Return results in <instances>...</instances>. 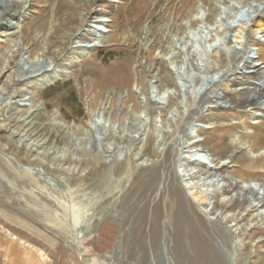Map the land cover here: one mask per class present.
Here are the masks:
<instances>
[{
  "label": "rangeland",
  "instance_id": "obj_1",
  "mask_svg": "<svg viewBox=\"0 0 264 264\" xmlns=\"http://www.w3.org/2000/svg\"><path fill=\"white\" fill-rule=\"evenodd\" d=\"M16 1L0 0V124H8L5 118L16 112L5 106L7 100L20 99L48 68L24 64L23 55L41 56L61 70L56 79L35 86L40 115L27 136L33 140L34 129H41L57 142L39 170L34 166L41 161L23 150L25 141L9 149L0 138V264H90L92 259L96 264H264V218L248 224L244 217L229 218L234 211L253 210L247 208L251 199L260 198L246 184L264 183V144L253 151V159L241 154L247 145L230 158L215 157L221 164L216 178L234 209L222 208L216 195L210 200L216 209L205 215L209 200L193 201L188 191L192 205L168 176L174 144L183 141L191 116L211 123L200 136L210 146L230 143L246 127L264 134V108L258 104L264 101V42L249 34L262 48L256 66L236 75L232 86L223 81L221 95L198 94L194 102L197 68L189 66L184 88L169 53L201 1ZM204 6L212 22V2ZM100 16L107 19L101 44L82 55L76 40H92ZM260 27L264 34V20ZM174 51L179 63L188 57L180 45ZM208 54L212 65L226 69V56ZM189 59L201 65L207 56L191 51ZM166 88L170 94L160 99L159 90ZM232 88L238 89L236 104L223 98ZM101 109L115 128L107 125L105 132L101 124L88 140L83 129ZM144 109L150 118L140 132L149 134L137 155L140 141L130 136L136 135L131 132L138 124L135 112ZM54 113L74 125L73 143L67 129L49 125ZM157 119L159 133L153 131ZM154 136L161 144L152 149ZM59 164L72 171H60Z\"/></svg>",
  "mask_w": 264,
  "mask_h": 264
},
{
  "label": "bare ground",
  "instance_id": "obj_2",
  "mask_svg": "<svg viewBox=\"0 0 264 264\" xmlns=\"http://www.w3.org/2000/svg\"><path fill=\"white\" fill-rule=\"evenodd\" d=\"M199 1H201V4L196 8L194 16H191L185 22L187 30L186 34L183 35L181 39H173V42L176 44L172 47V50H170L169 53V60L178 75L180 80L179 83L182 84L184 88H188L189 84L187 80V77L190 76L188 73L189 66L197 68L198 72L193 86L194 91L191 95L194 97V102L197 100L198 94L206 93L211 98L217 94L221 95V93L218 92V87L223 81H226L229 86H232L236 75L249 73L246 72L245 69L256 66L255 61L260 59V51H262V48H260L258 44L251 43L249 34L255 33L258 36L259 41L261 43L264 42V34H262L263 30L260 27V23L264 20V0H198V2ZM208 1L212 2V11L215 14L212 22L207 20V12H209L210 8L207 9L204 6ZM15 2L18 3L16 0ZM14 14L16 15V13ZM106 23V17L100 16L95 23L97 28L93 29L94 38L86 43H81L80 40H76L77 49L81 50L82 55H85L100 46L101 38L104 35L100 30H105ZM176 45H180L181 49H185L186 54L188 55V57H186L185 60L183 59V61L181 60L180 63L178 61V55L174 51ZM191 51L198 52L202 56H207L205 63L200 65L199 62H197L193 65L189 59ZM211 51H215L218 54L220 53L228 58L229 63L225 70L221 69L219 63H215V65H212V62L210 63V56L208 57L210 54L208 53ZM254 53L257 54L256 56L258 58L254 56ZM21 61L32 67L45 66L48 68L40 75V79L36 81L35 85L32 84V86H27V88H24L23 91H21L20 99L13 100V97L7 100L5 106L10 108V110L15 108L16 112H12L9 117L5 118V121H9L8 124H0V138L5 141V148L8 147L9 149L14 147V145L19 149V143L25 141L23 144V150L34 159L41 161V164L34 166V168L43 170L48 162L45 163L44 160L46 161L48 156H50L49 151L56 144L57 140L51 132L45 134V132L40 131L41 129H34L35 132L38 130L36 132L37 136L33 140L28 139V132L33 126H35L36 118L40 115L34 89L37 85L44 86L48 82L56 79L60 74L61 68L56 66L52 60L44 59L41 56L31 60L25 58V55H23ZM237 90V88H232L230 90L231 93H226L223 96L224 100L230 101L231 104H236L239 99L234 92H237ZM170 91V88H166L163 91L159 90L157 95L160 99L165 100L170 94ZM26 101H28L29 104H27ZM258 104L264 108V101H261ZM186 105L189 106L190 102ZM175 112L178 113L177 109L172 111V113ZM136 113L137 112H135L134 115L138 124L135 127V130L131 131L136 135L130 136V138L134 142L137 140L140 141V145L137 149V155H140L143 149H145L144 144H146L149 134L147 131L141 134L140 131L143 126H148L147 123L150 116L146 109L142 110L141 113ZM142 114H144V117ZM14 115L15 117L13 118ZM257 117H254L253 119L256 121ZM58 119V114H52L49 125L59 129H67L71 137L70 144L73 143L74 125H70L69 123L63 122V120ZM11 122H14L13 126L11 125ZM157 122H160V120L157 119L154 121L153 131L159 133L161 132V129L156 126ZM101 124H103L105 128V132L108 130V128H106L107 125H110V128H115L116 124L112 122V117L107 114L106 109H101L91 115L88 128L83 129L88 140L93 137L96 128ZM209 124L211 123L203 121L200 115L191 116L185 126L186 135L184 139L183 137L181 138L183 141L177 145L174 144L176 149L174 164L172 169L168 170V176H170L171 181L173 183L177 182L176 184L178 188L189 198L192 205L194 203L193 201L199 202L200 200H209V203L206 204L205 210H203L205 215H210L211 210L216 209L217 205L210 201L216 195L218 201L220 203L221 201L223 202L221 204L222 208H231L233 206L231 205L232 197L226 192V186L220 181V179L216 178V176H218V167H220L221 164L215 161V157L230 158L232 157L230 155H233L235 150L237 151L241 146L243 147L244 145H247L244 149L240 148L242 152L241 154H250V159H253L255 157V155H252L253 151L261 144H264L263 133L248 131V127H246L245 131H238L233 136L234 138L230 143L222 146H219L218 144L210 146L205 139H200L202 131H205ZM122 125L124 126L125 123ZM95 133L98 134V132ZM150 139V146H152V149H155L157 143L161 144L160 141H156V136H154V139L152 137H150ZM4 153L6 157H8L6 152ZM140 158H142V156ZM53 159H55V157ZM47 165V167H51V165ZM57 167L60 171L66 169L72 171L71 167L63 168L64 166L60 164L57 165ZM246 186H248L252 192H255L260 196V198L251 199L247 208L253 210L250 211L249 209H245L244 212L240 211L238 213L234 211L229 215V218L231 217V220L233 221L244 217V224H248L249 221L255 220L259 217L264 218V206H260L261 203L264 204V183L254 181L246 184ZM188 191L193 197V201L190 196H188ZM223 196L225 197L222 200ZM256 200L258 202H256ZM81 243H83V239ZM81 255L83 258L86 255L84 249L80 252V256ZM90 264H96L95 260L92 259Z\"/></svg>",
  "mask_w": 264,
  "mask_h": 264
}]
</instances>
